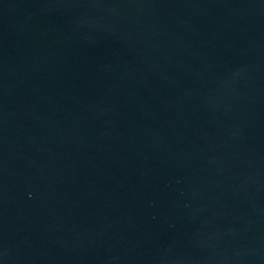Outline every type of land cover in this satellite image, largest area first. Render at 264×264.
Listing matches in <instances>:
<instances>
[{
	"label": "water",
	"instance_id": "95a60500",
	"mask_svg": "<svg viewBox=\"0 0 264 264\" xmlns=\"http://www.w3.org/2000/svg\"><path fill=\"white\" fill-rule=\"evenodd\" d=\"M0 264H264V0H0Z\"/></svg>",
	"mask_w": 264,
	"mask_h": 264
}]
</instances>
